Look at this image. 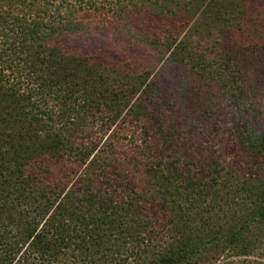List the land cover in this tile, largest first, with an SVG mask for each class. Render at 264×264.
I'll return each mask as SVG.
<instances>
[{"label": "trees", "instance_id": "16d2710c", "mask_svg": "<svg viewBox=\"0 0 264 264\" xmlns=\"http://www.w3.org/2000/svg\"><path fill=\"white\" fill-rule=\"evenodd\" d=\"M248 1L0 0V264H264V12ZM94 32L173 47L179 82L151 62L113 80L103 61L60 80V39Z\"/></svg>", "mask_w": 264, "mask_h": 264}, {"label": "rangeland", "instance_id": "374dc122", "mask_svg": "<svg viewBox=\"0 0 264 264\" xmlns=\"http://www.w3.org/2000/svg\"><path fill=\"white\" fill-rule=\"evenodd\" d=\"M259 2L258 5H255V1H248V4L250 7L255 8V6H258L255 8L256 13L253 14L254 17H258L262 15L261 12H257V10H262L264 12V0H257ZM250 8V9H253ZM138 25H142L141 23H138ZM150 26V22L143 24V26ZM151 25L154 30H156L159 27V22H151ZM93 35L88 36H79V35H69L64 36L60 39L59 47L62 48L64 51L62 56H58V59H61L63 62L60 63L61 67V73L64 75L60 78L64 79L66 76V79L68 80H82L84 77V74H87L91 71H94L98 68V66L93 67L94 61H103L106 64H109L113 69V72L109 75L110 79H117L120 80L121 75L120 72L122 70H129V69H136L144 64L151 62L153 66H157L156 69L159 70L157 74L153 75L151 72V77L153 78L156 75L161 77L164 83H178V77L177 72L178 68L174 67L171 62H165V56L161 54V52H165L170 54V52L173 50V47L168 49L164 47V50L161 52H156L154 50L153 45L150 44V42L143 45L141 48H138L137 45L133 40L129 38H113L110 40V38L105 37L104 34H101L99 32H94ZM150 41V39H149ZM110 42L111 44H119V45H126V50L121 51L120 49H117L116 51L108 52V50H102V48L107 49V43ZM111 47H113L111 45ZM107 51V52H106ZM61 52V51H60ZM67 52V53H65ZM73 55H77V57H74ZM80 55V56H79ZM82 55L87 60L81 61ZM132 56V57H131ZM168 56V55H167ZM134 60V63L132 62ZM137 63V65H136ZM106 66V65H105ZM90 77L88 79L83 80V85H89L90 84ZM96 79V78H95ZM59 80V81H60ZM97 80V79H96ZM123 81H128L127 78H123Z\"/></svg>", "mask_w": 264, "mask_h": 264}]
</instances>
